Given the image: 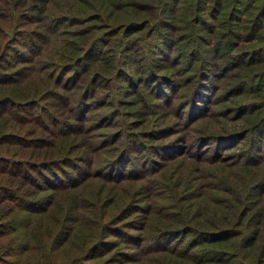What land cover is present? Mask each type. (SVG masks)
<instances>
[{
  "label": "rangeland",
  "instance_id": "1",
  "mask_svg": "<svg viewBox=\"0 0 264 264\" xmlns=\"http://www.w3.org/2000/svg\"><path fill=\"white\" fill-rule=\"evenodd\" d=\"M10 1L0 0V11L6 9L11 13L13 7L11 8ZM136 1L142 0H133L131 5L127 4L121 8H118L119 3L107 2L103 11L101 0H49L47 2V8L43 12L45 25H50L52 21L68 19L64 27L67 29L79 27V22L84 21L83 18L79 21L72 17L76 12L80 11L82 15L83 13L94 15L95 11L92 9L101 8L108 23L111 22L117 27L125 26L116 35L107 36L103 31L104 38L99 36L98 39L109 37L110 40L104 42L105 44L101 43L98 47L102 48L92 52L89 58L83 59V65L87 67L88 73L83 81L78 80L79 82L74 86H71L69 82V76L73 75V71L65 70L64 65H61L65 62V58L59 56L60 43L44 44L43 51L36 52L43 43L44 35H48L46 28L40 24L39 20L33 21L34 17L30 20L21 18L23 14L20 13V18L7 27V32L14 30L10 36H16L19 41L14 44L15 47L23 52L26 50L23 55L18 53L9 57V60L4 61L2 65H5L10 72L13 70L10 69L11 67L19 68L20 71L13 74L14 77L17 78L19 75L21 79L24 75L25 78L21 81L18 79V82H11L7 80L10 79L8 75H6L7 79L0 76V87L3 88L0 90V98L2 97L0 102L7 101L3 98H8L6 95L10 94L9 87H14L13 101L20 100L17 102L18 105L14 101L0 106V134L8 128L15 129L18 134L35 129L36 134L48 136L47 138L51 139L47 129L55 126L51 121L54 119L53 116H56L58 120L67 117L75 121L77 129L81 127L79 132L72 134L74 137L72 141L87 142L89 139V143L83 148L84 159L93 158L95 162L100 159L99 161H104L100 163L104 164L108 157L106 150L112 149L114 155L117 153L116 156L125 154L120 159L126 156L129 158L122 169L123 174L131 163H134L136 168L129 174L133 175V178L109 180L107 183L101 182L102 185L99 184L100 178L106 176L97 171L101 169L95 170L99 176H92L91 168L94 165L89 167V162L86 164L81 160L83 164L78 162L77 167H75L76 164L64 165L65 172L59 171L62 188L56 187L58 181L52 184L54 187L52 188L44 184L46 180L41 179L35 167L30 169L22 164L23 166L18 168L17 164L20 160H14L17 162L14 165L12 157L18 158L19 155L29 154L30 148L20 147L18 141H13V136L3 138L0 135V264H167L168 252L151 249L154 247V242L151 241L154 235L148 241L145 237L148 229L131 227L128 230L134 235L131 237L127 235L128 232H124L128 228H122L120 224H117L116 232L106 231L101 227L102 234L93 238L99 229L97 226L103 222V219L97 216L104 215L106 218L112 211L117 210L118 204H115L117 200L110 203V197L113 194H116L117 198L121 197L120 200L130 196L142 205V209L129 215V217L133 214L137 215L138 223H141L143 215L146 214L145 206L150 205L153 200H155L153 205L155 204V207L160 210L159 213L174 214L176 209L173 207V201L169 202L167 198L171 189L184 193L188 181H192L191 190L192 194H195L201 189L200 185L202 186L209 179L206 173L212 170V166H208L206 159H201V155L205 157L204 155L212 153L214 148L211 142L201 143L203 142L201 134L221 131V125L243 126L256 115V106L264 105V77H256L254 88H250L251 90L244 89L242 86L241 89L235 90L234 94L227 95L223 92L219 94L220 88L213 92L215 83L220 86L226 83L224 86L227 87L228 83L234 79L233 73L242 66H249L254 70L257 67H264V0H152L153 2L148 1L153 5L151 13L146 12L147 6L134 5ZM227 2L231 3L232 7H226ZM189 7H192L195 12L194 17L190 19L197 25L191 22L192 26H189L188 33H192L195 27L193 35L198 42L192 44L194 56L188 54L185 40H181L186 32L187 24L178 20L180 15H188L184 9ZM259 7L263 11L257 14ZM111 10L114 11L108 18ZM228 10L231 11L228 27L233 28V33L241 28L243 35L236 38V41H239L236 46H227L225 40L219 42L213 55L206 44L216 42V35L225 30L222 18L224 12ZM145 14L148 16L147 23L141 28L131 31L126 28L129 20L143 19ZM175 14L178 16L173 19ZM235 15H243L244 20H234ZM255 15L258 17L257 23L252 22L251 16ZM189 17L188 15L187 18ZM10 18L11 16L7 15L4 19ZM0 21H2L1 17ZM142 22L140 20V23ZM214 25L216 35L210 32ZM102 29L104 28H99L94 33ZM112 30L111 26L106 31L112 32ZM36 31H41L43 37L41 38L40 34L35 35ZM164 33L167 39L164 38ZM172 35L179 37V40L177 41V37ZM251 36L252 38L247 40ZM70 37L75 39V45L78 51H81L84 46L81 47L79 36L74 33L70 34ZM231 37L233 39L235 36ZM113 38L118 39L116 45L112 43ZM168 39H171L169 46L172 51L166 55L170 47L165 46L164 41L167 42ZM173 41L175 44H172ZM27 42L28 44L36 42V47L24 46ZM247 51L251 53H246ZM235 52L242 54L243 63L240 66L229 69L223 68L221 63L209 66V62L213 59L218 60V55L224 57L226 53L234 54ZM180 53L183 56L176 62ZM208 70L211 73H208ZM199 72L202 74L198 75ZM215 73H223V77L218 80L214 76ZM165 77H169V81H166ZM142 78L145 80L143 81ZM209 81L212 83V89L204 95L203 99L195 100L197 84L199 86L204 84L207 87ZM235 83L242 85L241 81H236L232 83V86ZM89 85L96 88L89 92L88 97L85 95L87 97L85 101L79 98L81 107L84 106L83 113L79 115L70 105L72 98L67 92L71 87L81 89ZM98 89L103 91L104 95L109 93V96L101 101L102 97L101 94L98 95ZM234 99L237 100L234 101ZM203 101L202 109L189 112L192 103L195 102L197 106L203 104ZM238 106L243 107L240 109L243 112H238L240 111ZM253 109L256 112L252 111ZM9 116L12 119L3 123L4 118ZM251 129V127L248 129L247 135L251 136ZM113 138L115 140L112 141ZM234 140L238 141L239 138L235 137ZM262 140L264 142V135ZM56 142L58 138L52 139L50 149L53 152L57 151ZM103 143V148L96 150V147ZM238 143L237 147L226 148L221 152L226 154V156L222 155V158H226L227 163L233 161L235 154L243 145L253 144L255 141H251L247 136ZM71 145L76 147L75 144L71 143ZM76 148L73 150L74 153L80 151L82 147L79 148L77 145ZM259 153L256 154L263 158L264 149L261 148ZM62 163L65 164L66 160ZM81 165L87 167V172L84 174L83 171L78 172ZM121 165L116 164L118 167ZM14 169H17L18 173L12 172ZM39 169L45 170L43 166ZM263 171L264 161L262 160L256 165V174L241 173L236 179L242 184L258 177ZM23 173H30L41 182L40 187L44 184L43 188L35 189L34 195L26 194L33 189V185L24 182L28 178L22 176ZM88 174L89 176L82 180V177ZM158 178L165 183L163 184ZM257 182L258 180L256 185ZM7 189H12V192ZM210 191L212 193L209 195L212 199L220 198L218 197L220 193L215 190ZM260 195L259 191L250 194L253 201ZM163 196L165 200L161 198ZM26 197L29 198L26 199ZM36 197H42V202H34ZM170 198L172 199V195ZM183 203L187 205L188 201ZM261 206L262 204H256V209L260 210ZM191 209H193L192 206L187 207L186 211ZM9 210L12 212L9 213ZM42 210L44 212L39 213ZM13 211L15 219L11 223ZM209 215L210 213L207 212L206 217L208 218ZM153 223L154 221L151 224ZM141 237L143 239L139 242ZM89 243L94 247L90 252L92 255L87 258L90 254L85 253ZM165 244L168 245V250H172L175 245L178 247L184 245L176 238H167ZM26 246L28 248H25Z\"/></svg>",
  "mask_w": 264,
  "mask_h": 264
},
{
  "label": "trees",
  "instance_id": "2",
  "mask_svg": "<svg viewBox=\"0 0 264 264\" xmlns=\"http://www.w3.org/2000/svg\"><path fill=\"white\" fill-rule=\"evenodd\" d=\"M48 1L49 0H11L10 6L11 8L13 7L11 13H9V11H7L6 9L0 11V17L2 19V21H0V71L4 72H0V76L2 75L3 78L7 79L6 75H8L10 79L7 80H11V82H18V79L19 81H21V79L24 80L25 78L24 75H22L21 79L19 75L17 76V78L14 77L13 74L20 71L19 68L11 67L10 69L13 70L10 72V70H7V67L5 65H2L4 64V61L9 60V57L18 53H20V55H23L26 50L25 49L23 52L21 51V49L15 47L14 44L19 41L17 40L16 36H10V33L14 31L13 29L7 32V27L14 24L20 18V13L23 14V17L21 18H29L28 20H30L34 17L33 21L39 20L41 22L40 24H43L42 26L46 28V33H48V35H44V37L42 36L41 31H36L34 33L35 35L40 34L41 38L43 37V43L39 46L36 52L41 53L44 49V44L60 43L59 47H61V51L59 53V56L65 58V62L61 63V65H64L65 70L73 71V75L69 76V82L71 86H74L75 83L79 82L78 80L83 81V79L86 78L88 71L87 67L83 65V59H86L87 57L89 58L92 52H96L99 48H102L98 47L101 43L110 40L108 39L109 37H106V39H98L99 36L104 38V36L102 35L103 31L105 34H107V36L113 34L116 35L118 34L121 28L125 27L124 25H119L117 27L111 22L108 23V21H106L105 19L106 15L102 14L101 12V8L92 9V11H95L94 15H88L85 13H83L82 15L80 11L76 12L72 17L74 19H79V21H81V19L83 18V21L86 22H79V27H74L72 29H67V27H64V24L68 22V19H60V21L54 22L52 21L50 22V25H45V22L43 21V12H45L47 8L46 5ZM132 1L133 0H101L102 11L104 10L107 2H113L112 4L119 3L118 8H121L125 5L127 6V4L131 5ZM148 1L153 2L152 0H142L136 1L133 4L147 6L145 8L146 12L151 13L153 5L151 3H148ZM154 3L158 2L154 1ZM260 6L262 7V5ZM226 7H232V4L227 2ZM261 7H259L257 14H260L263 11L261 10ZM184 10L187 11V14L190 17L187 18L188 15H180L178 19L181 23L187 24V27L185 28L186 32H184L185 34L183 35L181 40H185V48L188 54L190 56L191 54L192 56H194V52L192 53V44H196L198 42L193 35L194 30H196L195 27H193L194 30L192 31V33H188L190 32L189 26H192L191 22L195 24L194 21L190 19L194 17L193 15H195V12H193L192 7L185 8ZM113 11L114 10H111L108 13V18L112 16ZM230 12V10L224 12L222 24L225 25V30L223 31V33L222 31H220L218 35H216L217 31L215 30V25L213 28L210 29V32L216 35V42H208L206 45L211 50L213 55L216 52V48L219 42L225 40L227 46H236L239 43V41H236V38L241 37L243 35L241 28L239 30L237 29L238 31L236 33H233V28L230 29L228 27V22L230 21L228 17L230 15ZM7 15H10L11 18L4 19ZM173 16V19H175L178 15L175 14ZM147 18L148 16L146 15L143 19H140L141 21H143L142 23H140V20H129L130 22H128L126 28L130 31L141 28L144 24L147 23ZM251 18H253V23L258 22V17H256V15L251 16ZM91 20L97 21L95 23H91ZM234 20H244L243 15H235ZM110 25L113 27L112 32L106 31L108 30V28L111 27ZM216 25L221 27V25L219 24ZM99 28L104 29H102V31L98 33H94L95 30H98ZM74 33L79 36L81 47L84 46L83 48H81V51H78V48L75 45V39L70 37V34L73 35ZM232 35L235 36L233 39L231 37ZM174 36L175 35H172V37ZM10 38L13 39L10 40ZM164 38L167 39L166 33H164ZM249 38H252V36L248 37L247 40H249ZM176 40L178 41L179 37H177ZM117 41L118 39L116 38L112 39V43L114 45L117 44ZM158 42V39H156V43ZM169 42H171V39H168L167 42L164 41V45L169 46ZM173 43L175 44V41H173L172 44ZM188 44L191 45L186 46ZM27 45L28 47L30 46L31 48H33L34 46L36 47V42L31 44H28L27 42L24 46ZM113 50H115V48H113ZM171 51L172 49L170 47V50L166 55H169ZM243 53H245V51H243ZM246 53L251 52L247 51ZM25 56L27 55L25 54ZM182 56V53H180L176 62L179 61V58ZM222 56L218 55V60L213 59L212 62H209V66L221 63L223 68L229 69L231 67L234 68L236 66H240V64L243 63L242 54H239L238 52H235L234 54L226 53L224 55L225 59H223L224 57ZM32 57L34 56L32 55ZM5 72L7 74H5ZM200 73L201 72H199L198 75ZM208 73L211 72L208 70ZM148 75H150L149 72ZM214 76L219 80V78L223 77V73H215ZM232 76L234 79L230 83H228L227 87L224 86L226 83H222L221 86L218 83H215V86L213 87L210 81L207 87H205L204 84L200 86L199 84H197L195 88V90L197 89V97H194V99L197 101L203 99L204 95H207V93L209 92V90L212 89V87L213 92L214 90L220 88L219 94L223 92V94L226 93L227 95L236 93L235 90L241 89L242 86L244 89L246 88L248 90H251L250 88H254L256 77H264V67H257L256 70H254L252 68H249V66H242L237 71H235ZM142 80L144 81L145 79L142 78ZM165 80L169 81V77H165ZM236 81H241L242 85L235 83L232 86V83ZM13 88L14 87L8 88L10 89V94L6 95L8 96V98H3L7 101L0 102V106L8 103L11 104V102L14 101L16 102V99L13 101ZM72 88L74 89V87H71L70 89H68L67 92L68 95L72 98L70 100V105L76 109L79 115H81L83 113L82 110L84 107H81V100L85 101V98L90 95L89 92L94 91L96 87L89 85L88 87L83 86L81 89L76 88L72 90ZM1 89L3 88L0 87V90ZM252 90L256 91V89ZM5 91L7 92V90ZM99 94H101L102 97L101 101L105 100V98L109 96V93L104 95V92L99 91L98 89V95ZM76 96H78V98L75 99ZM0 100H2V97L0 98ZM207 100L208 98L206 99V101ZM235 100L237 99H234V101ZM101 101L100 103L102 104ZM17 102H20V100H18ZM17 102L16 105H18ZM203 106L204 101L203 104L197 106L194 102L190 105L189 112L192 113L196 110H200ZM238 108L239 110L243 109V107L241 106H238ZM256 110L257 112L255 111V109L252 110L256 112V115L253 117V119L248 121L243 126L224 127L221 125V131H210L201 134V137L203 138V142L201 143L204 144L207 142H211L214 148L212 153L204 155L205 157L200 154L201 159H206L208 166H212V170L207 171L206 173V176L209 179L202 186L200 185L201 189L195 194H192L193 191L191 190L193 185L192 181H188V185L186 186V192L184 193L177 192L175 189L172 188L167 198L170 200L169 202L173 201V207L176 209V212L174 214L159 213L160 210L155 207V204L153 205V202L155 201L153 200L151 201L150 205L145 206L146 214L143 215L141 223H138L139 221L137 220V215L133 214L130 217L129 215L132 212L139 210L140 208L142 209V205L139 204L136 199L130 196L123 200H120L119 198L121 197L117 198L116 194H113L110 197V203H113L114 201L116 202L117 200V202L115 203L116 205L118 204L117 210L112 211L110 215H108V217L106 218H104V215L103 217H100V215L97 216L100 219H103V222L101 221L102 224L99 223V225L97 226L99 229L96 231V235L93 238H97L100 233L102 234L100 230L101 227L105 228L106 231L112 230L113 232H116L118 228L117 224H120L122 228H128L125 229L124 232H128L127 235L131 237L134 236L133 233H130L128 231L131 227L148 229L149 231H146L147 235L145 236L147 240L149 241L150 237L154 235L151 239V241L154 242V247H152L151 249L156 251L161 250L164 252H168L167 264H264V171L258 177L250 179L247 182H242V180H240L242 184L239 183V180L236 179L238 175L240 177L241 173L250 172L256 174V165L258 163H261L262 160L264 161V157L262 158L261 155H258L260 154L259 152L261 148L264 149V142H262V137L264 135V105H257ZM238 112L241 113L243 111L240 110ZM10 118L12 119V117L10 116L9 118H4L3 123L10 121ZM53 118L54 119H51V121L55 126L53 128L48 127L49 129H47L51 139L47 138L48 136L44 137L43 135L36 134L37 132L35 129H31V131H27L26 133L20 132V134H18L16 133L17 131H15V129L8 128L0 134L3 136V138L7 136H13V141H18L20 147L25 146L30 148L29 154L22 156L19 155L20 157L18 158L14 156L12 157L14 158L13 161L20 160L17 164L18 168L22 167V164L28 166V168L30 169H33L35 167L36 171L41 176V179L46 180V183L44 184H48L52 188H54L52 184L56 183L57 181L58 183H56V187L62 188L63 185H61L59 181L61 178V176L59 175V171L65 172L63 168L64 165L76 164L75 167H77L78 162L81 163V160L83 161V163L86 162V164L87 162H89V167L94 165V167L91 168V170H93L92 176H99L98 172L106 176L100 178L101 181L99 184L102 185L103 183H107L109 180L118 181L124 178L134 177L133 175H129L134 172L136 168L134 163H131L129 167H127V170L124 173H127V175L123 174L122 169L124 168L126 162L129 161L128 156H126V158L122 157V159H120L122 155H125L124 153L118 154L116 156L117 153L114 155V153H112L111 151L112 149L106 150L108 157L105 160L104 164L100 163L102 161H99L100 159H97L98 162H95L93 158L84 159L82 152L83 148L87 145V143H89V139L87 142L72 141L74 138L72 137V134H76V132H79L81 127L77 129L78 126L74 123L75 121L67 117L60 118L59 120L56 116H53ZM250 127L252 128L251 136L247 135L248 129ZM247 136L251 141H255V143H248L247 145H243L239 149V152L235 154L233 161L231 163H227L226 158H222V155L226 156V154H221V152L226 148L237 147V145H239L238 142H240L241 140H243V138ZM235 137H238L239 140H234ZM56 138H58V142H56V150L58 152H53L50 149L52 148L51 142L52 139ZM111 140L113 141L115 139L113 138ZM71 143L75 144L76 147L78 145L79 148H82L80 149V151H77V153H74L73 150L76 147L72 146ZM103 146L104 143L98 145L96 147V150L103 148ZM75 150H77V148ZM249 158L252 159L249 160ZM63 160H66L65 164L62 163ZM16 163L17 162L14 161V165ZM115 163L118 165H123H121V167H118ZM40 166H43L45 170H40ZM86 168V166L84 167L81 165L78 168V172L83 171L84 174L85 172H87ZM98 168L101 170H97L98 172L95 171ZM197 169L199 170V164L197 165ZM12 172L18 173L17 169L12 170ZM22 176H26L28 178L24 181L25 183H30L33 185V189L26 192V194L34 195L35 189L41 190L43 188L44 184L40 187L41 182L38 181L36 178L32 177L30 173H25ZM87 176H89V174L85 175V177H82V180L86 179ZM158 179L159 181L163 182V184L165 183V181L161 178ZM257 180L258 182L256 185ZM35 186L36 188H34ZM183 188H185L184 185ZM7 190L9 192H12V189ZM210 190H215L217 193H220V195H218V197L220 198L212 199L209 195L210 193H212ZM258 191L261 195L258 196L257 199L255 198L253 201V199H251L252 197L250 196V194ZM171 195L172 199L170 198ZM27 198L29 197H26V199ZM161 198L165 200V196ZM18 200L19 199H17V201ZM184 201H188L187 205L183 203ZM34 202H42V197H36ZM256 204H262L260 210L256 209ZM93 206L94 205L91 203V207ZM190 206H192L193 209L188 210L189 212L186 211V208ZM11 212L12 211L9 210V213ZM43 212L44 211L42 210L39 213ZM207 212L210 213L208 218L206 217ZM203 215H205V218H203ZM14 219L15 214L13 211L10 222L12 223ZM152 221H154L153 224H151ZM167 238L179 239L180 242L184 243V245L183 247H178V245H175L172 250H168L169 247L165 244ZM142 239L143 238L141 237L138 241L141 242ZM108 241H110V239ZM93 247L94 246L90 245L89 243V245L87 246L88 249L85 254H90L91 249ZM25 248H28V246H26ZM91 255L92 254L88 255L87 258H89Z\"/></svg>",
  "mask_w": 264,
  "mask_h": 264
}]
</instances>
